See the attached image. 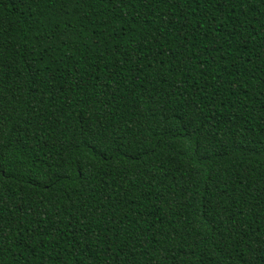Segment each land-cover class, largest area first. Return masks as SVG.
Masks as SVG:
<instances>
[{
	"label": "trees",
	"instance_id": "trees-1",
	"mask_svg": "<svg viewBox=\"0 0 264 264\" xmlns=\"http://www.w3.org/2000/svg\"><path fill=\"white\" fill-rule=\"evenodd\" d=\"M0 264H264V0H0Z\"/></svg>",
	"mask_w": 264,
	"mask_h": 264
}]
</instances>
